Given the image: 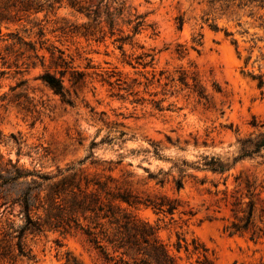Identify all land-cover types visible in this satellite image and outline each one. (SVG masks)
Instances as JSON below:
<instances>
[{"label": "rangeland", "instance_id": "1", "mask_svg": "<svg viewBox=\"0 0 264 264\" xmlns=\"http://www.w3.org/2000/svg\"><path fill=\"white\" fill-rule=\"evenodd\" d=\"M82 1L93 7L90 18L69 0H0V165L17 161L20 143V163L29 169L111 176L143 200L177 206L173 215L130 210L158 229L182 264H196V256L177 251L179 241L193 240L214 264H264V149L251 157L240 151L241 142L264 135V6ZM122 6L115 36L105 23L101 32L93 11L105 19ZM137 16L145 26L133 37ZM58 51L68 68H56ZM64 70L72 105L41 80L46 71L61 77ZM75 73L84 75L77 85ZM212 158L226 170L208 168ZM250 201L249 229L231 235L233 224H246ZM7 219L22 225L19 207L8 209ZM25 243L34 259L15 264H66L69 255L101 264L81 235L27 233Z\"/></svg>", "mask_w": 264, "mask_h": 264}, {"label": "trees", "instance_id": "2", "mask_svg": "<svg viewBox=\"0 0 264 264\" xmlns=\"http://www.w3.org/2000/svg\"><path fill=\"white\" fill-rule=\"evenodd\" d=\"M250 1L259 2L261 6H264V0ZM85 5L86 3L82 0H69L68 3L71 9L90 18L93 7ZM125 11L124 6L114 12L108 11L105 19L93 11L94 22L100 26L101 32L105 23L110 35L115 36L118 20ZM140 19L141 21L133 27V37L140 34L145 26L144 17L137 16V20ZM126 24L131 26L133 21L128 20ZM119 32L122 33L120 30ZM41 37H44L42 32ZM116 42L124 44L123 39H117ZM25 45L29 46L35 58L39 59L36 48L31 44ZM58 53L61 56L55 63L56 68L60 66L68 68V63L62 57L64 53L60 51ZM50 54L53 57L55 52ZM40 59L44 67L45 57L42 56ZM66 74V70L60 71L61 77H57L46 71L41 80L60 96L64 103L72 105L71 94L63 80ZM73 77V85H77L84 75L75 73ZM4 138L0 132V146L5 142ZM16 144L19 146L17 161L9 160L0 165V210L4 209V212L0 214V263L15 264L18 257L34 259L32 251L27 249L25 243L26 234H43L46 231H52L62 235L83 236L91 249L97 253L101 264H182L181 259L173 255L158 238V229L139 219L130 210L145 206L173 215L177 206L167 207L165 203L143 200L111 176L90 174L82 169L76 170L74 167L58 170L55 174L43 173L36 168L29 169L20 163L22 149L20 143ZM263 149L264 135L256 139H247L241 142V157H251ZM206 166L215 173L224 172L227 167L216 158H212ZM151 178L157 180V177ZM158 183L164 182L160 180ZM182 186L181 182H177L178 189ZM248 188L251 192L252 185ZM252 196L253 193L250 194V197ZM248 205L246 224L243 227L233 224L230 229L231 235L249 229L254 205L251 201ZM16 206L19 207V215L23 221L20 226H16L14 221L8 219L3 221L4 213ZM190 246H192L191 250ZM182 248L189 256L197 257L196 264H214L208 249L197 240H193L191 244L186 243L185 246L179 241L177 251L180 252ZM66 264L84 263L69 255Z\"/></svg>", "mask_w": 264, "mask_h": 264}]
</instances>
